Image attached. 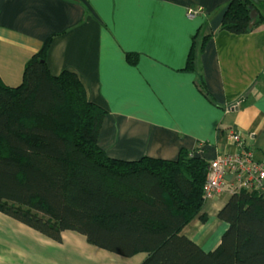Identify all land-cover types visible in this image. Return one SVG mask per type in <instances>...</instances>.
I'll list each match as a JSON object with an SVG mask.
<instances>
[{"label":"crops","instance_id":"0c3cea01","mask_svg":"<svg viewBox=\"0 0 264 264\" xmlns=\"http://www.w3.org/2000/svg\"><path fill=\"white\" fill-rule=\"evenodd\" d=\"M229 1L0 0V77L18 85L50 38V74L74 72L105 110L97 141L108 156L174 159L182 149L209 163L227 151L234 129L264 160V22L243 34L221 30ZM258 10L264 17V6ZM198 29L209 39L201 51L197 39L192 71L186 62ZM230 181L205 201L207 220L196 217L181 231L204 251L227 228L217 213ZM145 256L104 250L74 231L55 241L0 214V264H141Z\"/></svg>","mask_w":264,"mask_h":264},{"label":"trees","instance_id":"16d2710c","mask_svg":"<svg viewBox=\"0 0 264 264\" xmlns=\"http://www.w3.org/2000/svg\"><path fill=\"white\" fill-rule=\"evenodd\" d=\"M250 5L256 0H230L220 29L243 34L264 22L258 11L249 27ZM199 30L187 56L192 71L197 39L199 51L209 39ZM49 41L26 61L18 85L0 77V214L55 241L68 230L123 256L146 253L141 264H264L263 195L231 193L217 213L227 228L204 251L181 231L207 220L208 163L182 149L174 159L108 156L97 141L105 110L74 72L50 74ZM197 86L209 97L202 80Z\"/></svg>","mask_w":264,"mask_h":264},{"label":"built area","instance_id":"2783aa9c","mask_svg":"<svg viewBox=\"0 0 264 264\" xmlns=\"http://www.w3.org/2000/svg\"><path fill=\"white\" fill-rule=\"evenodd\" d=\"M188 11L187 15H191ZM228 149L208 163L203 194L212 199L225 187L230 178L231 193L258 190L264 197V160L255 158L254 150L247 146L240 133L234 129L227 131Z\"/></svg>","mask_w":264,"mask_h":264},{"label":"water","instance_id":"95a60500","mask_svg":"<svg viewBox=\"0 0 264 264\" xmlns=\"http://www.w3.org/2000/svg\"><path fill=\"white\" fill-rule=\"evenodd\" d=\"M259 0H256V3H258ZM251 8V11H250V22H249V27L251 28L254 23H255V20H256V17H257V14H258V10L257 8H253L252 5L249 6Z\"/></svg>","mask_w":264,"mask_h":264},{"label":"rangeland","instance_id":"374dc122","mask_svg":"<svg viewBox=\"0 0 264 264\" xmlns=\"http://www.w3.org/2000/svg\"><path fill=\"white\" fill-rule=\"evenodd\" d=\"M263 6H264V2L261 1V0H259V2L256 3V7H257V9H258V8L261 9ZM256 7H253V8H256ZM258 11H259V10H258Z\"/></svg>","mask_w":264,"mask_h":264}]
</instances>
